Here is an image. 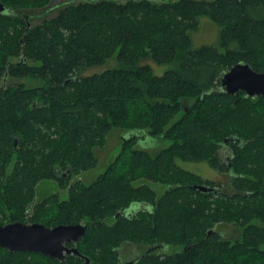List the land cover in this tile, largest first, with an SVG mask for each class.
<instances>
[{"label":"trees","instance_id":"16d2710c","mask_svg":"<svg viewBox=\"0 0 264 264\" xmlns=\"http://www.w3.org/2000/svg\"><path fill=\"white\" fill-rule=\"evenodd\" d=\"M0 2V225L84 222L74 246L90 264H118L124 242L179 248L137 264H264V97L211 92L236 63L264 72V0H87L49 18L52 0ZM200 16L219 26L218 47H192ZM111 58L118 68L86 74ZM151 62L171 67L156 75ZM113 128L171 144L150 154L133 149L131 135L86 185L78 177L96 166L93 149ZM227 149L225 161L218 154ZM177 159L206 162L227 179H203ZM139 180L165 190L158 196L148 184L135 187ZM43 181H56L67 198L36 200ZM199 184L214 191L192 189ZM135 203L151 210L114 218ZM80 262L0 247V264Z\"/></svg>","mask_w":264,"mask_h":264},{"label":"rangeland","instance_id":"374dc122","mask_svg":"<svg viewBox=\"0 0 264 264\" xmlns=\"http://www.w3.org/2000/svg\"><path fill=\"white\" fill-rule=\"evenodd\" d=\"M81 1H87V0H52L51 4L49 5L48 9L45 11L44 15L46 17H52L60 7H62L65 3H78ZM94 1V0H93ZM119 2H125L126 0H116ZM42 11L34 12V14H38L34 17V20L32 22H38L39 15ZM219 32L220 28L219 26L210 18L206 16H200L198 18V27L196 31H190L189 35L192 40V47L193 48H199L201 46H213L218 47V41H219ZM149 65L152 68V71L156 75L163 74L167 69L171 67V65H156L154 63H149ZM120 65L118 62L111 58L107 60L104 64L97 66L95 68L89 69L86 74H93L96 72H102L106 69H113L118 68ZM8 83H25L28 87H34L38 86L40 83L38 81L32 80V79H19V80H10ZM131 135H135L138 137L136 143L133 146V149L143 150L150 154H155L159 150L168 147L171 144L170 140L161 138V137H151L146 136L142 132H129L126 130H122L119 128H113L107 135L106 143L103 147H96L93 149V153L97 158V164L96 166L87 171L84 172L78 177L84 184L88 185L92 181L95 180V178L103 173L106 169V167L114 161V159L118 156L122 149V142L124 139L129 138ZM176 164L186 170L190 171L192 173H195L202 177L203 179H209L211 181H220L224 182L227 178L225 177H217L215 170H213L206 162H191V161H182L177 159ZM75 180L74 177L71 179ZM139 184H148L158 196L163 194L165 190V186L159 183H152L148 182L146 180H139L135 183H133L134 186H137ZM51 193H58L60 199L67 198V192L61 188L58 187V184L56 181H43L37 186V197L38 200L40 197H44L47 195H50ZM220 230H225L222 233L225 235H228L231 231H227L228 229L225 227H219ZM230 235V234H229ZM262 248L264 249V245H262ZM157 253H167L171 254L173 252L179 251L178 247H158ZM143 251L140 247H134L129 245L126 249L125 254H129V252L132 253L134 257L139 255Z\"/></svg>","mask_w":264,"mask_h":264},{"label":"water","instance_id":"95a60500","mask_svg":"<svg viewBox=\"0 0 264 264\" xmlns=\"http://www.w3.org/2000/svg\"><path fill=\"white\" fill-rule=\"evenodd\" d=\"M6 11V6L0 2V13ZM29 27V25H28ZM220 85L211 90L215 94L236 95L243 92L246 97H264V72H256L245 62L233 65L229 70L219 73ZM237 139H225V142ZM239 141V140H237ZM17 145V140L14 146ZM66 175V173H64ZM192 189L201 192H211L214 188L204 184L193 186ZM124 210L118 212L123 213ZM86 223L59 224L47 227L40 223L11 222L0 225V247L9 252H35L51 259L65 260L69 255L81 257L83 264H89L88 257L82 255L77 247L68 248L67 243L74 245L85 235Z\"/></svg>","mask_w":264,"mask_h":264},{"label":"flooded vegetation","instance_id":"af4514ba","mask_svg":"<svg viewBox=\"0 0 264 264\" xmlns=\"http://www.w3.org/2000/svg\"><path fill=\"white\" fill-rule=\"evenodd\" d=\"M230 152H231V150H229V149H227V150H223V151H220L219 152V156L221 157V158H223V160H225V161H227L228 159H229V155H230ZM209 165V164H208ZM213 169V168H212ZM213 170H215V169H213ZM215 172H216V176L217 177H225V178H227V174L226 173H222V172H219V171H217V170H215ZM137 182V181H136ZM135 183V182H134ZM142 184H139V185H137V186H135V187H139V186H141ZM51 194H54V193H51ZM50 194V195H51ZM47 196H49V195H47ZM47 196H44V197H40V199L41 200H43L45 197H47ZM38 198L39 197H37V195H36V197H35V199L36 200H38ZM122 210H124L123 211V213H121V214H116L115 216H114V218L115 219H117L119 216L120 217H122L123 219L124 218H129V219H135L138 215H140L141 214V212H145V213H148L150 210H151V208L149 207V206H147V205H145V204H132L131 206H129V207H127V208H125V209H122ZM114 222V221H113ZM29 224H31V223H29ZM129 245H131V246H134V245H132V244H129V243H122L121 245H120V247H118L115 251H114V254H115V257H116V259H117V262H118V264H137L138 262H140L148 253H157L156 251L158 250L157 248L158 247H163V246H160V245H153V246H151V247H146V246H134V247H140V248H142L143 249V251L139 254V255H137L136 257H134L133 255H132V253L131 252H129V254H125V252H126V249H127V247L129 246ZM66 246L68 247V248H71V247H73L74 246V244L73 243H67L66 244ZM71 256H74V255H72L71 254ZM74 257H76V256H74ZM76 258H78V259H80L81 260V262H80V264H83V262H84V259L83 258H81V257H76ZM90 264V263H89Z\"/></svg>","mask_w":264,"mask_h":264}]
</instances>
